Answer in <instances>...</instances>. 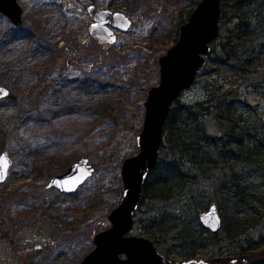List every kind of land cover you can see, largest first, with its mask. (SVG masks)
<instances>
[{"label":"rangeland","instance_id":"1","mask_svg":"<svg viewBox=\"0 0 264 264\" xmlns=\"http://www.w3.org/2000/svg\"><path fill=\"white\" fill-rule=\"evenodd\" d=\"M17 1L22 27L0 13V85L12 94L0 100V157L6 154L12 162L0 182V264H79L122 200V164L139 152L145 101L160 83L159 58L178 41L182 18L188 21L201 0ZM89 5L123 12L132 19L130 30L117 31L109 45L98 41L91 34ZM257 65L245 72L240 66L225 70L208 57L196 85L181 98L205 99L212 83L227 90L230 81L247 122H264V55ZM83 157L94 171L76 192L48 187L53 176ZM200 185L212 187L209 181ZM212 192L142 200L134 234L144 235L140 227L164 214L178 223H200L199 213L206 209L197 211L195 199L209 207ZM211 235H203L209 245L197 260L252 264L238 253L264 249L256 245L264 219L235 240L218 243ZM172 259L184 261L177 253ZM223 259L228 261H218Z\"/></svg>","mask_w":264,"mask_h":264},{"label":"trees","instance_id":"2","mask_svg":"<svg viewBox=\"0 0 264 264\" xmlns=\"http://www.w3.org/2000/svg\"><path fill=\"white\" fill-rule=\"evenodd\" d=\"M221 3L220 36L211 43L210 61L225 70L240 66L245 72L249 67H257L264 55V0H221ZM229 84L224 90L223 85L212 83L208 96L196 102L176 100L166 121L157 167L143 187L142 200L155 201L213 190L212 202L224 210L225 232L221 237L199 222L178 223L165 214L140 227L169 259L177 253L182 260H194L209 245L205 233L210 232L218 243L235 240L264 219V122H247L240 112L238 88H233V82ZM209 123L217 136L210 134ZM202 181L211 182L210 190L201 189ZM194 207L197 211L209 208L206 202L196 199ZM256 245L264 247V235ZM172 246L176 251H172ZM244 253L238 254L246 256L252 264H264V249ZM211 261L217 263V259Z\"/></svg>","mask_w":264,"mask_h":264},{"label":"water","instance_id":"3","mask_svg":"<svg viewBox=\"0 0 264 264\" xmlns=\"http://www.w3.org/2000/svg\"><path fill=\"white\" fill-rule=\"evenodd\" d=\"M221 5V0H201L188 21L181 25L178 41L159 58L160 83L150 89L145 101L144 127L137 142L139 152L126 158L122 164V200L108 215L111 225L97 232L93 238L95 248L79 264H194L195 260L179 262L169 259L158 251L154 240L134 234L133 229L143 187L161 156L170 111L176 100L196 85L198 75L208 61L211 43L220 36ZM87 9L93 20L91 34L98 41L113 43L117 39L115 31L130 30L132 19L123 12L93 5ZM0 13L16 27L23 26V7L17 0H0ZM9 95L10 90L0 85V100ZM11 165L10 157L3 154L0 157V182L8 178ZM93 171L89 159L83 157L62 175L53 176L48 187L73 194L92 176ZM198 217L202 227L213 234L223 228V218L216 202H212Z\"/></svg>","mask_w":264,"mask_h":264},{"label":"flooded vegetation","instance_id":"4","mask_svg":"<svg viewBox=\"0 0 264 264\" xmlns=\"http://www.w3.org/2000/svg\"><path fill=\"white\" fill-rule=\"evenodd\" d=\"M87 9V8H86ZM87 11H88V9H87ZM131 27V26H130ZM116 32L117 31H115V34H116ZM103 43V42H102ZM104 44H106V43H104ZM110 44V43H109ZM109 44H107V45H109ZM195 260V262H194V264L195 263H197V264H209L208 262H206V261H202V260H196V259H194Z\"/></svg>","mask_w":264,"mask_h":264}]
</instances>
